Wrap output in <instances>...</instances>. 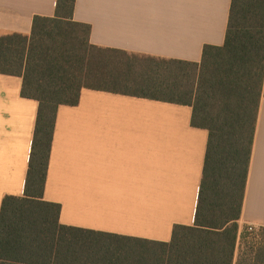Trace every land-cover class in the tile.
<instances>
[{"label": "trees", "instance_id": "1", "mask_svg": "<svg viewBox=\"0 0 264 264\" xmlns=\"http://www.w3.org/2000/svg\"><path fill=\"white\" fill-rule=\"evenodd\" d=\"M76 2L57 0L30 36L0 37V74L22 78V97L39 103L24 196L0 211V264H264V228L249 262L235 263L264 98V0H232L225 44L206 46L200 64L94 46ZM83 90L188 106L208 131L195 224L176 226L172 242L64 226L61 205L44 199L58 110Z\"/></svg>", "mask_w": 264, "mask_h": 264}, {"label": "crops", "instance_id": "2", "mask_svg": "<svg viewBox=\"0 0 264 264\" xmlns=\"http://www.w3.org/2000/svg\"><path fill=\"white\" fill-rule=\"evenodd\" d=\"M232 0H77L74 20L90 43L147 58L202 62L225 44ZM57 0H0V37L30 36ZM23 79L0 74V211L23 197L39 103ZM193 109L93 90L58 110L44 199L64 226L170 243L195 224L209 133ZM235 263L247 225L264 228V98L261 101Z\"/></svg>", "mask_w": 264, "mask_h": 264}, {"label": "rangeland", "instance_id": "3", "mask_svg": "<svg viewBox=\"0 0 264 264\" xmlns=\"http://www.w3.org/2000/svg\"><path fill=\"white\" fill-rule=\"evenodd\" d=\"M243 235H245V234H242V236ZM260 241L259 242L258 241L255 242L254 240H252V238L249 235H247L246 239L242 238L241 242H240V245L238 246L239 247V257H240V255H242L243 260L249 262L250 257H252L251 256L252 255V250L251 249H253L254 247L258 248L259 247L258 245H259ZM245 254H247V255H245Z\"/></svg>", "mask_w": 264, "mask_h": 264}, {"label": "built area", "instance_id": "4", "mask_svg": "<svg viewBox=\"0 0 264 264\" xmlns=\"http://www.w3.org/2000/svg\"><path fill=\"white\" fill-rule=\"evenodd\" d=\"M260 230L261 229H257L254 225H247L243 231V234H247L252 238V240H254L255 242L257 241L259 242L260 241Z\"/></svg>", "mask_w": 264, "mask_h": 264}]
</instances>
